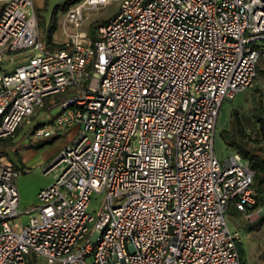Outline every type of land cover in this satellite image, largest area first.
<instances>
[{
	"label": "built area",
	"instance_id": "built-area-1",
	"mask_svg": "<svg viewBox=\"0 0 264 264\" xmlns=\"http://www.w3.org/2000/svg\"><path fill=\"white\" fill-rule=\"evenodd\" d=\"M108 1L71 5L64 24ZM107 19L95 40L77 32L47 50L31 1L0 0V264H241L242 234L224 211L264 207L250 209L248 159L217 158L213 137L224 99L258 78L264 0H118ZM66 92L30 140L74 136L15 231L17 166L2 142Z\"/></svg>",
	"mask_w": 264,
	"mask_h": 264
},
{
	"label": "rangeland",
	"instance_id": "rangeland-1",
	"mask_svg": "<svg viewBox=\"0 0 264 264\" xmlns=\"http://www.w3.org/2000/svg\"><path fill=\"white\" fill-rule=\"evenodd\" d=\"M30 1L31 5L36 10L37 20L39 22V35L41 36L43 44H46L49 41L47 34L54 9H56L54 19L57 22V27L51 33L52 41L57 45H63L69 42L71 34L77 32H88V34L91 36V40L96 39L97 35L95 37L93 34L94 27L99 23L105 22L106 18H109L118 8V0H109L103 6H92L91 8H85L82 13L81 22L79 23L78 27L75 28L74 26H66L64 24L63 18L66 12L64 10L62 11L64 0ZM15 65L16 62H8L3 63L1 67L4 71L8 72L14 70ZM259 86H262V90H264V78L262 77L257 78L254 86H252L251 89L239 91L232 99H224V102L217 113L218 116L214 127L215 133L213 137V144L217 158L224 159L226 158V155L232 151V147L220 136V132L222 130L228 129L230 127L229 112L232 108L237 110V113L240 114L244 121L243 128L245 133L248 135V138L246 137L247 139L245 138V140L249 142V145L254 146L264 144V142H261L259 134H256V125L255 122H252L250 114L252 107L257 103V98L264 99V91L258 92L256 90V87ZM66 94L67 92L55 95L54 98L56 99L50 102V106L52 108L37 109V111L39 110L38 113H34V116L32 115L26 118L14 135L16 140L14 145L6 149L8 156L13 159L15 165L17 166V175L14 180L18 195L20 196L18 205L19 214L14 217L11 222L15 231H19L22 224L28 220L29 214H25L24 211L31 205L37 203V192L52 182V174L54 173L50 172L45 174L43 168L47 166V164L37 163L35 158H33L30 162H27L24 165L25 167L20 166L19 155L16 152V147L24 141L30 143L29 138L31 134H27V131L30 128H33L39 122L42 123L46 119L47 115H49L51 118L56 115L61 109L60 105L58 104L60 99L58 98V95L62 97ZM73 136L74 135L72 134H60L59 137L54 139L50 145H42L40 148H38L39 144H32L31 146H33V148H37L36 150L40 154L43 153L44 150L54 148L63 142H68ZM19 148L20 150L23 149L21 146ZM102 198L103 194H95L91 197L88 203V210L92 214H95L98 211ZM260 214L261 212H257V214L252 215L250 218H246L243 214L236 210L234 203H230L224 211L223 215L225 217L228 229H238L242 234V257H244L242 264H264V226H262V228L258 231H245L246 224L254 222ZM26 264L45 263L39 258L35 259L34 256H30Z\"/></svg>",
	"mask_w": 264,
	"mask_h": 264
},
{
	"label": "trees",
	"instance_id": "trees-1",
	"mask_svg": "<svg viewBox=\"0 0 264 264\" xmlns=\"http://www.w3.org/2000/svg\"><path fill=\"white\" fill-rule=\"evenodd\" d=\"M79 1L81 0H64L62 11L63 10L67 11L69 9V6L76 4ZM55 13H56V9H54L52 13L51 21H50L51 23L49 25V30L47 34L49 41L48 43L44 44L45 48L48 50L61 49V48H64V45H65V44L57 45L52 41L51 33L57 27V22L54 19ZM107 20L108 19L106 18V21ZM105 22H102V23H105ZM102 23H99L98 25L94 27L93 34L95 37L97 35L96 34L97 27ZM88 36L91 38L90 34H88ZM256 70H257L258 77L264 78V59H260L258 61V63L256 64ZM256 90L258 92L264 91L262 90V86L256 87ZM45 104L46 103H44V105ZM40 109L42 108L40 107ZM38 111L35 113H38ZM229 114H230V127L228 129L222 130L220 132V136L226 143H228L232 147L233 151L237 152L242 157H245L248 159L249 165L251 169L254 171L252 185H253L254 197L256 201H255V204L252 205L250 209L256 210L259 207H264V144L254 145V146L249 145V142L245 140V138L248 135L245 133V130L243 128L244 121L242 117L240 116V114L237 113V110L235 108H232ZM250 114H251L252 122H255V125H256L255 127L257 128V129L255 128L256 134H259V138L261 142H264V99L257 98V103L252 107ZM39 124L41 123L39 122L33 128L39 126ZM33 128H30L29 130ZM16 132L17 130L15 131V133ZM15 133L10 137V139L3 142L8 147H11L12 145H14L16 141L14 137ZM54 139L40 140L36 144H39L38 148H40V146L42 145L51 144L54 141ZM262 226H264V211L261 212V214L257 217V219L254 222L246 224L245 231L247 232L258 231L262 228ZM238 251H239V256L241 258V264H242V262L244 261V257H242L243 249H242L241 242L238 245Z\"/></svg>",
	"mask_w": 264,
	"mask_h": 264
},
{
	"label": "crops",
	"instance_id": "crops-1",
	"mask_svg": "<svg viewBox=\"0 0 264 264\" xmlns=\"http://www.w3.org/2000/svg\"><path fill=\"white\" fill-rule=\"evenodd\" d=\"M44 103H46V104L45 105L43 104L44 107L41 106V108L48 109L49 108L48 107V102H44ZM50 118L51 117H49V115H47L46 119L41 124H43L46 120H48ZM37 127H39V126H37ZM37 127H35V128H37ZM29 132L31 133L32 132V129L30 131H27V134ZM68 134H72V129H68L67 131H65V134L64 135H68ZM54 138L56 139L57 137H44V138H41V139H39L37 141L30 140V143H27V141H24L20 145H18L16 147L17 149L16 148L15 149H16V152L19 155L20 166L25 167L24 165L27 162H30L33 158H35L37 160V163H46L47 164L54 157V155L59 151L58 149L62 145H64V143H66V142H63V143H61L60 145H58V146H56L54 148H51V149L49 148L48 150H44V152L43 153H40V154L38 153V151L36 150V148H33V146H31V145L38 143L40 140L54 139ZM29 139H31V138H29ZM20 146L23 149L20 150V148H19ZM52 176H53V174H52ZM30 256H32V255H30ZM35 259H37V258H35Z\"/></svg>",
	"mask_w": 264,
	"mask_h": 264
}]
</instances>
